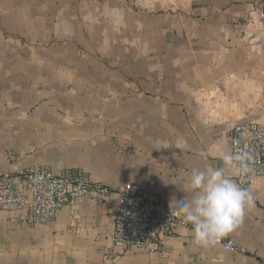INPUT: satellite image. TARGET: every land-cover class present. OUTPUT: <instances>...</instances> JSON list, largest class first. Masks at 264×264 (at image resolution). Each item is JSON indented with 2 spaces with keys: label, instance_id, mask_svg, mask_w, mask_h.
Instances as JSON below:
<instances>
[{
  "label": "crops",
  "instance_id": "1",
  "mask_svg": "<svg viewBox=\"0 0 264 264\" xmlns=\"http://www.w3.org/2000/svg\"><path fill=\"white\" fill-rule=\"evenodd\" d=\"M260 1L0 0V175L84 170L168 206L193 169L239 185L223 156L236 124L264 125ZM247 190L254 207L226 236L245 254L197 246L184 227L149 251L116 249L115 193L48 224L0 211V264H264V177Z\"/></svg>",
  "mask_w": 264,
  "mask_h": 264
},
{
  "label": "built area",
  "instance_id": "2",
  "mask_svg": "<svg viewBox=\"0 0 264 264\" xmlns=\"http://www.w3.org/2000/svg\"><path fill=\"white\" fill-rule=\"evenodd\" d=\"M255 11L264 28V0L257 3ZM229 141L231 154L243 158L234 163L239 185L247 189L264 177V125L250 120L240 122L230 132ZM240 164L246 165L247 171H242ZM115 193L120 197L112 237L116 249L149 251L164 238L176 236L179 227H192L185 225L181 215L158 195L136 183L106 185L84 170L73 169L56 174L46 168H31L16 175H0V211L25 212L22 220L30 224H48L65 207L76 209L86 199L102 204ZM214 244L229 253L247 252L226 236Z\"/></svg>",
  "mask_w": 264,
  "mask_h": 264
},
{
  "label": "clouds",
  "instance_id": "3",
  "mask_svg": "<svg viewBox=\"0 0 264 264\" xmlns=\"http://www.w3.org/2000/svg\"><path fill=\"white\" fill-rule=\"evenodd\" d=\"M202 158L207 157L201 152ZM226 166L236 167L235 161L243 158L225 153ZM242 171L247 166L239 165ZM188 196L173 197L170 208L180 214L185 225H191L193 243L197 246L211 245L234 232L246 211L254 207L252 194L231 179L223 168L193 169L187 184Z\"/></svg>",
  "mask_w": 264,
  "mask_h": 264
}]
</instances>
